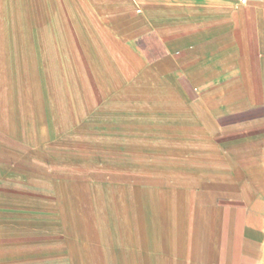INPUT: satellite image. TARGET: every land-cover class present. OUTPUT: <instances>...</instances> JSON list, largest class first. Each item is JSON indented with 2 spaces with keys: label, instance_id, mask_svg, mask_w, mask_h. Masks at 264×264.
I'll return each mask as SVG.
<instances>
[{
  "label": "crops",
  "instance_id": "obj_1",
  "mask_svg": "<svg viewBox=\"0 0 264 264\" xmlns=\"http://www.w3.org/2000/svg\"><path fill=\"white\" fill-rule=\"evenodd\" d=\"M2 7L0 96H72L102 166L0 97V264H264V0Z\"/></svg>",
  "mask_w": 264,
  "mask_h": 264
},
{
  "label": "rangeland",
  "instance_id": "obj_2",
  "mask_svg": "<svg viewBox=\"0 0 264 264\" xmlns=\"http://www.w3.org/2000/svg\"><path fill=\"white\" fill-rule=\"evenodd\" d=\"M9 0H0L1 6L7 4ZM14 3V0H11ZM36 69L39 71L40 64H35ZM19 75L25 70L24 62H18L17 69ZM18 91L16 95H1V100L6 104V109L1 111V117L10 120L14 125L17 126L18 131L32 130L34 134H48L50 136L49 148L52 150L59 149L63 150L65 154L79 155L81 160L91 158L96 162L98 168L101 167V157L98 153H94V148H91L89 144L74 143L72 138L75 135H81L87 138V136L94 133L93 127L86 125L82 121L84 114L87 111L73 110L72 107V96H65L63 109H57L53 103V96L42 95L40 92L41 88L34 87L33 91H37L33 94L24 93V79H17ZM9 104L11 110H9ZM81 117H80V116ZM77 118H81L79 123ZM64 136V139H53L52 137ZM76 144V146H74ZM91 150V151H90ZM88 167V165H85Z\"/></svg>",
  "mask_w": 264,
  "mask_h": 264
}]
</instances>
